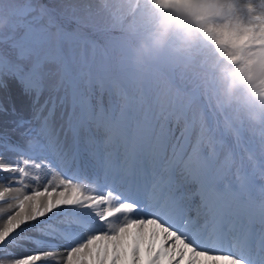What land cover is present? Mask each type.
<instances>
[{
	"label": "snow or ice",
	"instance_id": "1",
	"mask_svg": "<svg viewBox=\"0 0 264 264\" xmlns=\"http://www.w3.org/2000/svg\"><path fill=\"white\" fill-rule=\"evenodd\" d=\"M0 116V264H264V0H0Z\"/></svg>",
	"mask_w": 264,
	"mask_h": 264
},
{
	"label": "bare ground",
	"instance_id": "2",
	"mask_svg": "<svg viewBox=\"0 0 264 264\" xmlns=\"http://www.w3.org/2000/svg\"><path fill=\"white\" fill-rule=\"evenodd\" d=\"M4 118H5V117H3V116H0V120H4Z\"/></svg>",
	"mask_w": 264,
	"mask_h": 264
},
{
	"label": "rangeland",
	"instance_id": "3",
	"mask_svg": "<svg viewBox=\"0 0 264 264\" xmlns=\"http://www.w3.org/2000/svg\"><path fill=\"white\" fill-rule=\"evenodd\" d=\"M6 119V117L4 118V120ZM4 175H6V174H4Z\"/></svg>",
	"mask_w": 264,
	"mask_h": 264
}]
</instances>
